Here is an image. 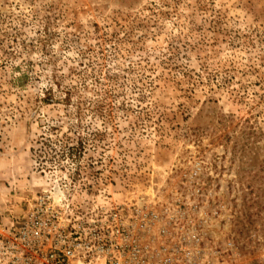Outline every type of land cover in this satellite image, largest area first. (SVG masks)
<instances>
[{"label":"rangeland","instance_id":"rangeland-1","mask_svg":"<svg viewBox=\"0 0 264 264\" xmlns=\"http://www.w3.org/2000/svg\"><path fill=\"white\" fill-rule=\"evenodd\" d=\"M195 162L223 234L264 264V0H0V225L50 191H162Z\"/></svg>","mask_w":264,"mask_h":264},{"label":"built area","instance_id":"built-area-1","mask_svg":"<svg viewBox=\"0 0 264 264\" xmlns=\"http://www.w3.org/2000/svg\"><path fill=\"white\" fill-rule=\"evenodd\" d=\"M164 190L77 207L50 191L0 225V264H244L201 162ZM170 176V175H169ZM97 201V200H95Z\"/></svg>","mask_w":264,"mask_h":264},{"label":"trees","instance_id":"trees-1","mask_svg":"<svg viewBox=\"0 0 264 264\" xmlns=\"http://www.w3.org/2000/svg\"><path fill=\"white\" fill-rule=\"evenodd\" d=\"M53 100H54V98H53L52 91H48L45 94V97H44L42 102L50 103ZM62 102H66V104L71 102L70 92L66 93V98ZM84 106H86L85 103H79L76 107V114L75 115L79 119L82 118V115H84V111H83V109H85V108H83ZM71 129L72 128H69L67 131H61L60 128L53 127V128H51V131L53 133L55 132V134H56V136H54L55 140L58 142H62L65 145V147L68 148V153L66 154V156L71 157V158L81 157L83 154L82 148L84 147V138L83 137H78V138L72 137L71 136V131H72ZM75 144L77 147H79V149H77L76 147H72V145L75 146Z\"/></svg>","mask_w":264,"mask_h":264}]
</instances>
